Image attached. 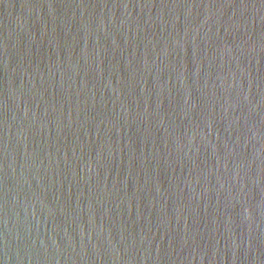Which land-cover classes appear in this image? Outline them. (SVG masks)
I'll list each match as a JSON object with an SVG mask.
<instances>
[{
  "label": "water",
  "instance_id": "water-1",
  "mask_svg": "<svg viewBox=\"0 0 264 264\" xmlns=\"http://www.w3.org/2000/svg\"><path fill=\"white\" fill-rule=\"evenodd\" d=\"M0 264H264V0H0Z\"/></svg>",
  "mask_w": 264,
  "mask_h": 264
}]
</instances>
